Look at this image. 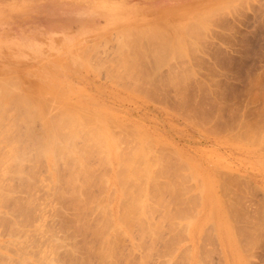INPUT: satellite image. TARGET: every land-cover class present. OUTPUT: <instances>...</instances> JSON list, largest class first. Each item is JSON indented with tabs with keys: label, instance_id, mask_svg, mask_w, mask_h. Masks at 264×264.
I'll return each instance as SVG.
<instances>
[{
	"label": "rangeland",
	"instance_id": "1",
	"mask_svg": "<svg viewBox=\"0 0 264 264\" xmlns=\"http://www.w3.org/2000/svg\"><path fill=\"white\" fill-rule=\"evenodd\" d=\"M206 5H208V7H205ZM193 16L194 18H192V21L190 17ZM212 16H214V18H212ZM199 17H201V21ZM207 21L210 22V25ZM204 25L207 26V28L204 27ZM151 30H154V32ZM167 40L168 43L166 42ZM177 41L180 42L181 45L177 43ZM179 47H185V50ZM181 50L183 52H181ZM165 55L168 56V58L165 57ZM7 79L9 81H5ZM0 83V86H5V88L0 87V93L6 92L5 97L11 98V100L10 98L6 99L0 94V133H2L0 134L2 136H0V170L3 164H8H5L2 169L3 172L7 167L5 172L6 174L8 173L7 176L3 172L4 175L2 174L1 177L0 173V181L3 186V188L2 186L0 187V211L8 212L11 210L7 214L5 212L6 215H4L2 211L0 212V214L2 213V215H0V226H2L0 228V232L2 231L0 233V242H2L0 243V247H3V249L0 248V254H4L2 259L0 258V260H3V262L0 261L1 264L4 263L5 258H7L5 263L7 262L9 264L11 261L9 258L11 257L15 260H12L13 263L12 261L10 263L18 264L21 262L22 256L24 257L26 254L27 256L23 259L25 260L28 257V261L27 259L25 261L23 260L25 264H31L34 260L32 264H36L39 263L40 259L35 256L41 257V253L43 256L44 252H46L44 257L49 261L47 260L45 263L43 260H40V262H43L40 264H50V261L52 264H58V262L79 264L82 261L81 264H83V260L86 262L84 264H98V262L102 260V264H110V260L112 261L111 263L114 262L116 264H126V262H128V264H264V138H262L264 137V97H262L264 96V0H0ZM15 88H18L17 92H15ZM26 97L29 98L31 103ZM49 97L52 100L49 99ZM34 99L36 101H34ZM47 100H51L52 102L48 103ZM35 102H37V104ZM30 104L32 106L34 104V107H40L39 110L45 107L48 113V110H50L49 115L48 113L46 114L49 118L44 120V123L47 124L46 126H48V123L49 125L51 124L50 130H46L49 126L45 127V124L42 122L43 119L38 118L37 115L33 116V111H36V107L31 108ZM51 107L54 110L50 109ZM64 107H66V110ZM39 110L37 109L38 112ZM10 112L11 116H9ZM8 113L9 115H7ZM92 113L97 114L95 115L96 118ZM30 114L34 117L33 119L32 116L30 117ZM40 114L41 112L39 116ZM42 114L43 117H46L44 113ZM69 114L75 117L71 116L70 118ZM91 114L94 117H92ZM25 115L29 117L27 118ZM72 117L74 118L73 120ZM87 117L92 120V123L95 118L96 120L94 119V121L99 122L98 124L101 122V124H97L99 127H95V123L90 125L91 122H89ZM101 118L104 119L103 122ZM82 119L84 121H82ZM108 119L112 121L106 124V120ZM77 120L80 121L77 122ZM25 121H28L29 124L33 122V124H35L33 129L38 131L41 130L40 133H42L47 140L44 139L38 131L34 134L35 131L31 129L33 124H30L31 127L29 126V130V128H27L29 124L27 122L26 125ZM73 123L76 125L74 126ZM79 123L83 125L89 124L90 127H95L96 129L94 130L91 127L92 134L97 131V128L108 131L110 135L113 132L111 136L114 135L117 138L119 137V140L116 138V140L120 142L119 145L117 141V146L118 148L120 147L123 154L129 153L135 147L137 148L138 145L145 146L148 154H150L152 150L153 152H151V154L153 153L155 158H160H157L159 159L157 162L161 164L157 162L156 164L153 163V165H155H150L153 167L151 169L153 171L155 170V172H159L161 168L164 169L161 170L162 173L160 171L158 178L156 177V181L154 182H160L156 183L158 186H154L153 183L146 184L147 195L153 193L151 194L153 198L156 195L155 199L146 195V198H148V200L146 199L147 203L150 204H148L149 208L152 205L151 203H153L151 206L152 211L150 210L152 213L149 211V208L145 213L144 211L140 213V216L135 213L129 223V226H131L129 227V229L131 228L130 231L126 230V232H122L127 238L123 237L120 232L116 234L122 237L117 236L121 239L118 241L117 239L119 238L114 234L115 236H111L114 241L110 239L111 246L109 245V249L107 248L109 243L102 244L101 240L95 238L96 236L92 235L93 233L91 234V230L89 231L88 228L91 229L95 222L101 220L100 214V217H98L99 212L97 213L98 207L94 203L101 202L102 198L115 193L113 192L114 185L111 183L108 184V182L106 184V180L111 179L112 171L116 169L115 162L113 164L106 163L104 159L101 158L102 156H100L103 154H99L92 143L89 145L90 140L88 139V143L86 138L85 140L90 146L88 147L87 145L86 148H90V151L86 154L85 158H83L84 161L82 160V162L85 166L89 163V165L87 164L90 170L88 175H91L93 181L91 182L92 185L89 184L91 186L88 185V188L85 189L87 192L85 193V190L83 191L82 188L81 193L83 191L82 194H86V196L91 194L90 196L95 198L93 199L95 201L92 200L95 206H93L92 203L87 204L86 198L88 196L85 197L84 195L85 198L83 201L78 200L76 201L77 203L72 201L71 204L70 187L64 185L63 182L69 170L64 169L66 167L62 166L64 162L67 161L66 157L55 150L56 152L54 151L52 153L53 161L52 159L50 161L45 159L44 162L43 158H46V156L41 153V149L45 147L51 139H55L54 142L56 143L60 138L58 135L60 133L62 134V132L63 134L69 132L67 129H70L72 126L76 128L78 126L82 127L77 128V131L80 129L77 132L80 136L86 135L87 132L88 134L91 133V131H87L86 127H84L85 125L83 126ZM70 124H72V126H70ZM77 124L79 125L77 126ZM105 125L109 126L105 128ZM74 127L71 129H75ZM88 129L91 130L90 128ZM42 131H44L45 135ZM47 131L52 134H49ZM80 131L84 133H80ZM52 136L55 138H52ZM256 136L259 137L257 138ZM80 139L81 137H78L76 139L77 142L74 141L75 144L78 145V148H82L81 145L83 146L85 142ZM128 139H130V142ZM73 140H75V138ZM142 140L144 141L143 144ZM10 145L13 149H11V147L8 148ZM14 147L16 148L14 149ZM126 147L127 150L125 149ZM6 149L8 151L11 149V152L13 150L12 153L14 155L11 152H6ZM160 150L163 151L160 152ZM100 153L103 152L100 151ZM5 155L7 157L9 156V158H7V161L9 160L8 162H5ZM15 157H17V159ZM60 157L63 161L62 163L59 162L61 160ZM149 157L151 160L154 158L153 155H149ZM162 157L164 160H162ZM3 158L5 161L2 160ZM161 160L162 162H160ZM51 161L53 163H51ZM162 163H164V165ZM165 164L168 167L165 166ZM87 166L86 169L88 170ZM100 167L102 169H100ZM58 168L60 170H58ZM192 171L197 172L204 178V180L200 178L199 180L203 185H207L209 201L202 199V194L198 193V188H201L202 185H200L201 182L197 178L191 177L190 173H193ZM167 172L169 174H167ZM94 174L98 176L96 177ZM177 174H179V176ZM184 174L186 175L183 176ZM22 175L23 177H21ZM77 175L78 174H75V177ZM77 177L81 179L79 175ZM101 177H103V179L106 177L104 183L102 182L103 184L99 182V178ZM164 177L166 179H164ZM39 178L41 180H39ZM79 181L80 180L77 182L79 183ZM2 182L6 183L4 184ZM31 182H34V184H31ZM55 182L56 184H54ZM137 183L143 185L144 182L142 181L140 183L138 181L136 184ZM187 183L189 186H187ZM133 184H135V182ZM170 184H173L172 187L176 191L171 188ZM223 184L226 185V187ZM5 185L9 187L10 190H6L9 188ZM14 185L16 186L14 187ZM93 185L94 189H90L93 188ZM159 185H161L160 188ZM219 185H221V188ZM52 187H54V190ZM157 187L159 191L156 190ZM154 188H156V191ZM57 189L62 191V197L56 196L57 194L55 191H57ZM159 192H161V194ZM170 192L174 193L170 194ZM154 193L156 194L154 195ZM175 193L178 195H175ZM8 194L9 196L10 194L13 196L6 198ZM45 194L47 196H45ZM95 194L96 196L98 194L97 198L99 199L100 197L99 200L96 198ZM181 194H183L184 198ZM177 196H179V199ZM2 197L3 199L1 201ZM186 197L188 201H186ZM36 198L39 199V201ZM54 198H56L57 203ZM65 198H67L66 200L68 202H64L63 199ZM28 200L32 201V203L29 204L30 201L26 202ZM9 201L10 203H8ZM80 201L79 209V206L76 204ZM148 201H151V203ZM83 202H85V206ZM182 202L186 204L183 205ZM90 204L92 205L90 207L93 208L88 206ZM175 204H177V207ZM225 204L229 206H225ZM9 205H14L15 207L11 206L12 209L9 207L8 210ZM70 205L76 207L74 208ZM2 206L4 208L6 206L7 210L5 209L4 211V208H1ZM195 206H197V208ZM60 207H63V209ZM65 207H68V210ZM70 207L73 208V210ZM85 207L86 211L90 208V213L87 212V214H85ZM56 208L60 211L58 212ZM91 209H93V211ZM115 209H113V211ZM118 209L119 208H117V213ZM162 209H165V211ZM175 209L177 213H175ZM80 211H82L83 214ZM9 213H12V216L9 215ZM15 213H17L19 219H17ZM26 213L28 214L25 215ZM58 213L61 214L59 215ZM75 213L77 214L76 216ZM79 214H81V219H79ZM92 214H95L96 217L93 218ZM62 215L66 218H63ZM141 215L143 217H141ZM69 216L72 220L70 221V218H68L70 223L67 220L65 222L63 219H67ZM73 216L79 221L77 219L74 221ZM28 217L29 219L26 220ZM85 217H89V221L86 220L87 218ZM230 217L234 218L232 219ZM90 218L92 221H90ZM191 218L194 220L192 223L199 227L193 233L192 238H188L184 229L187 223L192 221ZM209 219L211 220L209 221ZM76 220L80 223H77ZM85 220L86 222L88 221V223L85 222L81 224V222ZM12 221L16 223L14 224ZM23 221L26 222V225H23ZM139 221L140 226H138ZM144 221L146 224H143ZM154 221L160 223L159 226L156 224L155 227ZM19 222L21 224H19ZM169 222L170 224H168ZM219 222L221 226H219ZM64 224H66V226H71L68 228V226L66 227ZM83 224L90 227H84L83 230L81 227ZM131 224H136L137 226L135 225L136 227L134 228V225ZM172 224L175 225V227L179 226V230L174 228ZM182 224L183 226H180ZM21 225L22 229H17ZM72 225H75L73 228H78L77 230L79 231L75 230V228L72 231ZM4 226H6L7 229H5ZM10 226L13 232L10 231ZM13 226L16 227L13 228ZM39 226L40 229L42 226L43 230L41 229V231H39ZM161 226H163V228ZM213 226L215 227L213 228ZM62 227L64 230L60 229ZM220 227H223L225 232L221 233ZM258 227L262 229L260 230ZM24 228L26 231L29 229L31 231L29 230L27 233ZM36 228L38 229L37 231H35ZM67 228L70 231H68ZM142 228H151L153 231L156 230L154 233L151 230H142ZM171 228L175 230L172 231ZM8 229L9 231L7 232ZM45 229L47 232L52 231L53 233H50L53 235L50 233L47 234ZM65 229H67V231ZM86 229L89 233H87L88 231ZM132 229H135V231H132ZM42 231L45 232V237ZM79 232L82 233L79 234ZM169 232H173L176 235L174 236V234H170ZM25 233H27V235ZM35 233L38 234L34 235ZM75 233L77 234L75 235ZM129 233H132V237L136 239L134 240ZM153 233L156 236V233H158V239L156 237L157 241ZM237 233L238 236L235 235ZM16 234H19L17 235L18 237L15 236ZM23 234H25V239L22 236ZM12 235L13 237L11 238ZM37 235H41V239L42 237L44 239L40 240V237L38 236L37 238ZM142 235L143 237L145 235V237L141 239ZM147 235H149V237H147ZM151 235L152 244L149 239ZM68 236L70 237L69 239ZM181 236H183L182 239L180 238ZM15 238H17V240ZM123 238L124 240H122ZM13 239L17 241V243L15 242L17 246L14 243L16 247L11 245L13 244ZM29 239L32 240L33 246L30 242L26 249L25 246ZM22 240H24L25 243ZM53 240L55 241L53 242ZM18 241H22L24 247L21 246V242ZM60 241L62 242L61 244L59 243ZM138 241L141 244H139ZM38 242H40V244ZM92 242L97 243L94 246ZM67 243L70 244L74 251L78 248V251H76L77 254L70 250L71 248L69 245L66 247ZM117 243L119 246L116 245ZM5 244L10 246H5ZM41 244L43 246L45 245L44 247L47 246V248L51 246L50 250L53 252L50 253L48 251L49 248H44L47 251L42 250L43 246H41ZM54 244L56 247H52ZM36 245H38L37 247L40 246L38 248L39 252L36 251L37 249L32 252L31 250L37 248ZM152 245L155 246L153 247ZM12 246L14 249L11 248ZM100 246L103 248L106 247V255L108 254V257H106V255V258L104 257L106 263L105 260L101 258V260H96L99 258H96V256H98L96 254L102 248ZM4 247L8 248V250ZM65 247L69 249L66 250ZM88 247L90 249L94 248V251L91 249L92 252ZM113 247L118 251L115 252V250H113L116 255L113 254L114 259L112 255L114 252L111 251ZM9 248H11V251ZM147 248L148 250H146ZM59 249L64 250L59 251ZM22 250L24 252L25 250L28 251L24 253ZM29 250L32 254L31 256L28 255ZM14 251L15 253L22 252L23 255L21 256L22 253L15 254ZM187 251L193 255L190 263L187 257L190 253L188 254ZM39 253L40 255H38ZM88 253H94V255H89V259V256H87ZM148 253L150 256L147 255ZM47 254L49 257L51 256L56 259L58 257V259L54 260L53 258L52 262V258L50 257L49 259ZM53 254L54 256H52ZM80 254L83 260H81ZM16 255L21 258L19 257L18 259ZM117 255H120L122 258L120 256L118 258ZM198 256L201 258L199 259ZM70 257H74L72 258L73 262ZM123 258H125L126 261L125 259L123 260ZM86 259L91 260V262H88ZM118 261L120 263H117ZM24 262L20 264H24ZM100 262L99 264H101Z\"/></svg>",
	"mask_w": 264,
	"mask_h": 264
},
{
	"label": "bare ground",
	"instance_id": "2",
	"mask_svg": "<svg viewBox=\"0 0 264 264\" xmlns=\"http://www.w3.org/2000/svg\"><path fill=\"white\" fill-rule=\"evenodd\" d=\"M230 6V5H229ZM205 7H208V5H206ZM202 8V7H201ZM201 8H199V9H201ZM187 9V8H186ZM191 9V8H190ZM198 9V8H197ZM189 10V9H188ZM188 10H186V11H188ZM192 10V9H191ZM191 10H189V11H191ZM184 11V10H183ZM204 11V10H203ZM199 12V11H198ZM180 13V12H179ZM201 13V12H200ZM176 14H178V13H176ZM203 14V13H202ZM201 14V15H202ZM206 14V13H205ZM216 14V13H215ZM200 15V14H199ZM209 16V15H208ZM178 17V16H177ZM192 18H194V16L193 17H190V19L192 20ZM207 18V17H206ZM212 18H214V16H212ZM199 19H200V21H201V17H199ZM198 20V19H197ZM193 21V20H192ZM199 21V22H200ZM205 21V20H204ZM195 22H196V20H195ZM208 22V21H207ZM197 23V22H196ZM202 23V22H201ZM204 23H206V22H204ZM209 23V25H210V22H208ZM193 24V23H192ZM200 24V23H199ZM195 25V24H194ZM154 27H156V26H154ZM189 27V26H188ZM203 27V26H202ZM204 27H206L207 28V26H205L204 25ZM196 28V27H195ZM197 28H198V26H197ZM200 28V27H199ZM155 29V28H154ZM191 29H193V28H191ZM198 30V29H197ZM151 31H153L154 32V30H151ZM195 31V30H194ZM200 31H201V29H200ZM188 32V31H187ZM190 32V31H189ZM205 32V31H204ZM205 34V33H204ZM143 35V34H142ZM187 37V36H186ZM192 37V36H191ZM203 37V36H202ZM185 38V37H184ZM189 38V37H188ZM122 39V38H121ZM165 40V39H164ZM198 40V39H197ZM147 41V40H146ZM167 43H168V40L166 41ZM169 42H170V39H169ZM194 42H195V39H194ZM177 43H180V42H178L177 41ZM187 43V42H186ZM192 43H193V41H192ZM205 43V42H204ZM164 44V43H163ZM194 44V43H193ZM128 45V44H127ZM158 45V44H157ZM180 45H181V43H180ZM168 46V45H167ZM178 46V45H177ZM187 46V45H186ZM195 46V45H194ZM197 46V45H196ZM191 47H192V45H191ZM169 48V47H168ZM167 48V49H168ZM174 48V47H173ZM180 49H183V50H185V47H183V48H181V47H179ZM196 48V47H195ZM142 49V48H141ZM179 49V50H180ZM178 50V49H177ZM192 50V49H191ZM186 51H187V48H186ZM126 52V51H125ZM181 52H183L182 50H181ZM168 53V52H167ZM179 53V52H178ZM192 53V52H191ZM156 54V53H155ZM169 54V53H168ZM123 55H125V54H123ZM175 55V54H174ZM181 55V54H180ZM144 57V56H143ZM165 57H167L168 58V56H166L165 55ZM129 58V57H128ZM194 58V57H193ZM127 59V58H126ZM137 59V58H136ZM173 59V58H172ZM181 59V58H180ZM144 60V59H143ZM167 60V59H166ZM165 62V61H164ZM133 63V62H132ZM132 66V65H131ZM136 68V67H135ZM128 74V73H127ZM183 74V73H182ZM38 76V75H37ZM175 76V75H174ZM191 76H193V75H191ZM7 78V77H6ZM150 78V77H149ZM2 79V78H1ZM4 79V78H3ZM148 80V79H147ZM176 80V79H175ZM5 81H9L8 79L7 80H5ZM2 82V81H1ZM177 82V81H176ZM175 82V83H176ZM3 83V82H2ZM139 84V83H138ZM178 84V83H177ZM183 84V83H182ZM258 84V83H257ZM0 85H1V83H0ZM8 86H10V85H8ZM179 86V85H178ZM198 86V85H197ZM0 87H2V86H0ZM13 87H14V85H13ZM36 87V86H35ZM2 88H5V86H3ZM2 88H1V91H2ZM20 88V87H19ZM162 88V87H161ZM254 88V87H253ZM16 89V91L15 92H17V89L18 88H15ZM8 90H10V89H8ZM21 90V89H20ZM32 90H33V88H32ZM177 90V89H176ZM7 91V90H6ZM3 92V91H2ZM11 92V91H10ZM19 92V91H18ZM262 92V91H261ZM13 93V92H12ZM258 93V92H257ZM1 94V93H0ZM3 94H5V95H3ZM24 94V93H23ZM2 96H4V98H6L5 96H6V92L4 93H2L1 94ZM25 95V94H24ZM37 95V94H36ZM261 95H262V93H261ZM264 95V94H263ZM2 96H1V99H2ZM9 96V95H8ZM12 97V96H11ZM20 97V96H19ZM33 97V96H32ZM34 97H35V94H34ZM37 97V96H36ZM262 97H264V96H262ZM10 98V97H9ZM9 98H6V99H9ZM48 98V97H47ZM46 98V99H47ZM259 98V97H258ZM260 98H261V96H260ZM5 99V100H6ZM21 99H23V98H21ZM25 99V98H24ZM26 99H28V101L30 102V100H29V98H27L26 97ZM45 99V100H46ZM49 99H51L50 97H49ZM181 99V98H180ZM3 100V99H2ZM10 100H11V98H10ZM9 100V101H10ZM18 100V99H17ZM45 100H43L44 102H46ZM52 100V99H51ZM51 100H47L48 101V103L49 102H52ZM34 101H36L35 99H34ZM53 101H55V100H53ZM2 102H4V101H2ZM11 102V101H10ZM59 102V101H58ZM31 103V102H30ZM36 104H37V102H35ZM3 104V103H2ZM12 104V103H11ZM41 104V103H40ZM45 104V103H44ZM57 104V103H56ZM183 104V103H182ZM31 105V104H30ZM52 105V104H51ZM62 105V104H61ZM65 105V104H64ZM37 106H40V105H37ZM45 106V105H44ZM46 106H47V104H46ZM57 106H59V105H57ZM1 107V106H0ZM3 107V106H2ZM31 108L32 107H34V104H33V106L31 105L30 106ZM36 107V106H35ZM34 107V108H35ZM42 107V106H41ZM54 107V106H53ZM67 107V106H66ZM66 107H64L65 108V110H66ZM78 107V106H77ZM45 107H42V109L41 110H39L40 109V107H36V111H33V116L34 115H37L38 116V118H40V119H43L42 120V122L44 123V120H47L49 117H48V115H49V113H50V110H48L49 111V113L47 112V110H46V108L44 109ZM73 108V107H72ZM37 109L39 110V112L37 111ZM49 109V108H48ZM50 109H52V107L50 108ZM58 109V108H57ZM60 109H62V108H60ZM80 109V108H79ZM78 109V110H79ZM26 110V109H25ZM32 110V109H31ZM33 110H35V109H33ZM43 110V111H42ZM52 110H54V109H52ZM52 110H51V112H52ZM63 110V109H62ZM64 110V111H65ZM55 111H56V109H55ZM74 111H76V110H74ZM3 112V111H2ZM13 112V111H12ZM41 112V114L42 113H44V116H46V117H43L41 114H40V116H39V113ZM67 112V111H66ZM27 113H29V112H27ZM38 113V114H37ZM48 113V115H46ZM53 113V112H52ZM81 113V112H80ZM80 113H79V115H80ZM91 113V112H90ZM12 114H14V113H12ZM32 114H30V117L32 116ZM94 116L95 115H97L96 113L94 114V113H92ZM91 114V115H92ZM2 115V114H1ZM7 115H9V113L7 114ZM61 115V114H60ZM70 115V114H69ZM68 115V116H69ZM90 115V114H89ZM92 115V117H94ZM9 116H11V112H10V115ZM26 116V115H25ZM32 116V119L34 118ZM36 116V117H37ZM65 116V115H64ZM71 116H74V115H70V118H71ZM99 116V115H98ZM98 116H97V119H98ZM27 117V116H26ZM29 117V116H28ZM27 117V118H28ZM59 117V116H58ZM57 117V118H58ZM62 117H63V115H62ZM75 117V116H74ZM99 117H102L101 115L99 116ZM14 118V117H13ZM68 118V117H67ZM95 118H96V116H95ZM94 118V119H95ZM9 119H10V117H9ZM23 119V118H22ZM40 119H39V121H40ZM62 119V118H61ZM60 119V120H61ZM65 119V118H64ZM74 118L72 117V120H73ZM77 119V118H76ZM87 119H89V117H87ZM87 119H85V120H87ZM94 119H93V123H95L94 125H95V127L97 126V124L99 123V122H95L94 121ZM102 119V118H101ZM6 120V119H5ZM28 120V119H27ZM63 120V119H62ZM71 120V121H72ZM91 119H89V122H91L92 123V120L90 121ZM96 120V119H95ZM99 120V119H98ZM65 121V120H64ZM71 121H70V123H71ZM80 121V120H79ZM78 120H77V122H79ZM82 121H84L83 119H82ZM88 121V120H87ZM102 122L104 121V119H102L101 120ZM107 121H109V122H107ZM111 121L112 120H106V124H108V123H111ZM212 121V120H211ZM26 122V123H25ZM24 123L27 125V122L28 121H25ZM47 122V121H46ZM49 122V121H48ZM56 122H57V120H56ZM62 122V121H61ZM61 122H58V123H61ZM5 123H6V121H5ZM69 123V122H68ZM74 123H75V121H74ZM73 123V124H74ZM85 123V122H84ZM87 123V122H86ZM90 123V125H93V123L91 124ZM114 123V122H113ZM4 124V123H3ZM8 124V123H7ZM28 124H29V122H28ZM31 124V123H30ZM30 124L29 125H27L28 127L27 128H29V126H30ZM32 124H33V122H32ZM31 124V125H32ZM45 124V127H48V128H46V130L47 129H49L50 127H51V124L49 125V123H48V126H46L47 124L46 123H44ZM79 124H81V123H79ZM79 124H77V126L79 125ZM100 124H101V122H100ZM100 124H98V125H100ZM22 125V124H21ZM35 124H33L32 125V128L31 129H33V126H34ZM76 124H74V126H75ZM81 125H83V124H81ZM85 125V124H84ZM83 125V126H84ZM86 125H88V126H86ZM84 127H86V129H87V131H91V133L90 134H88V132H87V134L85 135L84 134V136H80L77 132L80 130H78L77 131V128H82L81 126L79 127H74V126H72V124H70V126H72V127H74L75 129H71L72 127H70V129H67V130H69V132H67V133H64L63 134V132H62V134L60 133L58 136H60V138H59V141L57 140V142L55 143L54 142V140H50L49 142H48V144L45 146V147H43V145H42V149H41V153L43 154V155H45L46 156V158L44 157L43 159H44V162H45V159H47V160H51L52 158H53V152L56 150V151H58L62 156H64V157H66V160L67 161H65L64 162V165H62L63 167H66V168H64V169H69L67 172V176H66V178L64 179V185H67L68 187H70V191H71V193H70V197H71V204H72V201L73 202H76V201H78V200H82L83 201V199L85 198V197H87L86 196V194H82L83 193V191L86 189V188H88V185L89 184H91L92 185V178H91V175H88L89 174V166H87V164L89 165V163H85L86 164V166H87V168H88V170L86 169V166L84 165V163L82 162V160H83V158H85V156H86V154L90 151V148H88V147H90L89 145L92 143L93 145H94V148H95V150L97 151V152H99V154H103V155H100V156H102L101 158H103L104 159V161L106 162V163H111V164H113L114 162H115V164H116V169H114L113 171H112V176H111V179H105L106 177H107V175H106V177L103 179V177H101V178H99V182H103L104 183V181L106 180V184H107V182H108V184L109 183H111L112 185H114V191L113 190H111V191H113V192H115L114 194H111V195H108V196H106V197H104V198H102L101 200V202H98V203H94V204H96V206L98 207V209H97V213H98V217H100L101 216V220H99V221H97V222H95L94 223V225H93V227L91 228V229H89L88 227H90V226H85V224H83V226H81L82 228H83V230H84V227L86 228H88V230L90 231L91 230V234L92 235H95L96 237L95 238H98L99 240H101V243L103 244H106L107 242L109 243L108 244V249H109V247L111 246V240H113L112 238L113 237H111V236H113L114 234L116 235L117 233H120V234H122V232L124 233V232H126V230L127 231H130V229H129V227H131V226H129L130 224V221H131V219H132V217H133V215H135V213H137V215H139L140 216V213H142L143 211H144V213L146 212V211H148V208H149V203H147V200H148V198H146V195H147V191H146V184H149V183H153L154 184V186H156L157 184V182L156 183H154L155 181H156V177L158 178V176H159V174H160V171L163 169V168H161V167H159V168H161V170L158 172H155V170L153 171L151 168H153V167H151L150 165H152V166H154L155 164H156V162H157V160H159L160 158L159 157H157V158H159V159H157V158H155L154 157V154L152 153L151 154V152H153L152 150H151V152H150V154H148L147 153V149H145V146L143 147V146H139L138 145V147L136 148H134L132 151H130L129 153H122L121 152V150H120V147L118 148V146H117V141L119 140L117 137H115L114 135V137H115V141H114V137L113 136H111L112 134H113V132H112V134L110 135L109 133H108V131H103V130H101L100 128H97V131H95V133H94V131H93V133L94 134H92V129L94 130V129H96L95 127H92V129H91V127L89 126V124H86ZM103 125H104V123H103ZM111 125V124H110ZM60 126V125H59ZM106 126L107 125H105L104 127L106 128ZM109 126V125H108ZM107 126V127H108ZM113 126H114V124H113ZM31 127V126H30ZM42 127V126H41ZM97 127H99V126H97ZM88 128H90L91 130H89ZM104 128V129H105ZM110 128V127H109ZM109 128H107V129H109ZM58 129H59V127H58ZM86 129L84 128V130L86 131ZM114 129V128H113ZM29 130H30V128H29ZM34 131H32V132H34V134L35 133H37L36 131H38V130H35V129H33ZM50 130V129H49ZM66 130V129H65ZM65 130H63V131H65ZM66 130V131H67ZM82 130V129H81ZM83 131V130H82ZM82 131H80V133H84V132H82ZM111 131H112V128H111ZM257 131V130H256ZM260 131V130H259ZM41 132V130L40 131H38V133H40ZM43 132V134L45 135V133H44V131H42ZM47 132H49V131H47ZM5 133V132H4ZM125 133V132H124ZM254 133V132H253ZM0 134H2V133H0ZM41 134V136L42 137H44L43 135H42V133H40ZM49 134H52V133H50L49 132ZM259 134V133H258ZM121 135V134H120ZM1 136V135H0ZM48 136V135H47ZM50 136V135H49ZM56 136V135H55ZM116 136H118V135H116ZM122 136V135H121ZM144 136V135H143ZM2 137V136H1ZM0 137V138H1ZM78 137H81V139L80 140H82V141H85L86 142V138H87V141H88V143H89V140H90V143H89V145H88V143L86 142H84V144L82 143V141H81V143L83 144V146L81 145V147L82 148H78L77 146L78 145H76L75 144V142H77L76 141V139L78 138ZM138 137V136H137ZM252 137V136H251ZM251 137H248V138H251ZM257 137V136H256ZM259 137V136H258ZM257 137V138H258ZM261 137V136H260ZM39 138V137H38ZM51 138V137H50ZM49 138V139H50ZM52 138H55V137H53L52 136ZM75 138V140H73ZM116 138L118 139V140H116ZM242 138V137H241ZM262 138H264V137H262ZM44 139H46L45 137H44ZM89 139V140H88ZM126 139V138H125ZM138 139V138H137ZM148 139V138H147ZM147 139H144V140H147ZM252 139V138H251ZM42 140V139H41ZM47 140V139H46ZM130 139H128V141H129ZM148 140H150V139H148ZM247 140V139H246ZM249 140V139H248ZM256 140V139H255ZM27 141V140H26ZM43 141V140H42ZM41 141V142H42ZM75 141V142H74ZM143 141V140H142ZM254 141V140H253ZM130 142V141H129ZM245 142V141H244ZM14 143V142H13ZM38 143V142H37ZM44 143H45V140H44ZM120 142L118 141V144H119ZM133 143V142H132ZM144 143V141L142 142V144ZM146 143V142H145ZM150 143H152V142H150ZM247 143H249V142H247ZM253 143V142H252ZM255 143V142H254ZM11 145H14V144H12V143H10ZM16 144V143H15ZM149 144V143H148ZM153 144V143H152ZM256 144V143H255ZM262 144H263V142H262ZM261 144V145H262ZM11 145L8 147V148H10L11 147ZM32 145V144H31ZM88 145V147L86 148V146ZM120 145V144H119ZM130 145V144H129ZM146 145V144H145ZM258 145V144H257ZM8 146V145H7ZM131 146V145H130ZM151 146H153V145H151ZM252 146V145H251ZM39 147V146H38ZM148 147H150V146H148ZM253 147H254V145H253ZM16 147H14V149H15ZM91 148H92V146H91ZM131 148V147H130ZM152 148V147H151ZM257 148H258V146H257ZM264 148V147H263ZM11 149H13L12 147H11ZM11 149H9V151L7 150L6 152H11ZM126 150H127V147L125 148ZM29 150V149H28ZM55 151V152H56ZM100 151L101 152H103V153H100ZM149 151V150H148ZM161 151H163V150H160V152ZM12 152H13V150H12ZM11 152V153H12ZM34 152V151H33ZM92 152V151H91ZM165 152V151H164ZM93 153V152H92ZM8 154V153H7ZM6 154V155H7ZM13 154V153H12ZM39 154H40V152H39ZM39 154H38V156H39ZM91 154V153H90ZM158 154V153H157ZM5 155V156H6ZM14 155V154H13ZM16 155V154H15ZM95 155V154H94ZM97 155V154H96ZM149 155L150 156H152L153 155V159L151 160V159H149L150 157H149ZM156 155V154H155ZM159 155H161V154H159ZM158 155V156H159ZM166 155V154H165ZM91 156V155H90ZM89 156V157H90ZM100 156H98V157H100ZM163 156H164V154H163ZM172 156V155H171ZM4 157V156H3ZM40 157V156H39ZM97 157V156H96ZM166 157H168V156H166ZM5 158V157H4ZM4 158L2 159V160H4ZM7 158H9V156L7 157L6 156V161L5 162H8L7 161ZM16 159H17V157H15ZM88 158V157H87ZM95 158V157H94ZM177 158V157H176ZM60 159H61V157H60ZM91 159V158H90ZM89 159V160H90ZM99 159V158H98ZM181 159V158H180ZM1 160V159H0ZM18 160H20V159H18ZM17 160V161H18ZM162 160H164L163 159V157H162ZM162 160L160 161V162H162ZM174 160H176V159H174ZM182 160V159H181ZM11 161V160H10ZM21 161V160H20ZM19 161V162H20ZM52 161H53V159H52ZM51 161V163H53ZM84 161V160H83ZM86 161V160H85ZM98 161V160H97ZM180 161V160H179ZM4 162V163H5ZM12 162V161H11ZM59 162H63L62 161V159L59 161ZM168 162H169V160H168ZM176 162V161H175ZM2 163V162H1ZM20 163H22V162H20ZM100 163V162H99ZM98 163V164H99ZM152 163V164H151ZM153 163H155L154 165H153ZM158 164H161V163H159V162H157ZM167 163V162H166ZM170 163V162H169ZM5 164H7V163H5ZM5 164H3L2 166L4 167L5 166ZM48 164H49V162H48ZM91 164V163H90ZM105 164V163H104ZM163 165H164V163H162ZM175 164V163H174ZM177 164H180V163H177ZM8 165V164H7ZM17 165V164H16ZM21 165V164H20ZM50 165V164H49ZM54 165V164H53ZM52 165V166H53ZM100 165V164H99ZM163 165H160V166H163ZM170 165V164H169ZM181 165H182V162H181ZM10 166V165H9ZM91 166V165H90ZM101 166V165H100ZM110 166V165H109ZM108 166V167H109ZM165 166H167L166 164H165ZM164 166V167H165ZM3 167L1 168V170H0V173H1V177H2V174L4 175V173L6 172V170H7V167H6V170L5 171H3L2 172V169H3ZM37 167V166H36ZM59 167H60V165H59ZM62 167V168H63ZM103 167V166H102ZM157 167V166H156ZM168 167V166H167ZM174 167V166H173ZM177 167H179V166H177ZM184 167V166H183ZM48 168H49V166H48ZM47 168V169H48ZM104 168V167H103ZM166 168V167H165ZM189 168V167H188ZM15 169V168H14ZM55 169V168H54ZM98 169V168H97ZM100 169H102L101 167H100ZM106 169V168H105ZM111 169V168H110ZM157 169V168H156ZM168 169V168H167ZM170 169V168H169ZM183 169V168H182ZM51 170V169H50ZM58 170H60L59 168H58ZM87 170V171H86ZM94 170V169H93ZM164 170V169H163ZM180 170H181V168H180ZM185 170H186V168H185ZM185 170H183V171H185ZM49 171V170H48ZM64 171H66V170H64ZM96 171V170H95ZM107 171V170H106ZM172 171V170H171ZM175 171V170H174ZM179 171V170H178ZM10 172V171H9ZM23 172V171H22ZM27 172V171H26ZM34 172V171H33ZM51 172H52V170H51ZM50 172V173H51ZM61 172V171H60ZM94 172V171H93ZM111 172V171H110ZM181 172V171H180ZM180 172H179V174H180ZM193 172V171H192ZM17 173V172H16ZM16 173H14V174H16ZM54 173V172H53ZM66 173V172H65ZM81 175H80V174ZM161 173H162V171H161ZM169 173L171 174V172L169 171ZM168 172H167V174H169ZM176 173V172H175ZM8 174V173H7ZM7 174L5 173V175L7 176ZM55 174V173H54ZM60 174V173H59ZM75 174H78L79 175V177H81V179H78V175L75 177ZM90 174H92V173H90ZM106 174V173H105ZM179 174H177L178 176H179ZM182 174V173H181ZM187 174V173H186ZM186 174H184L183 176H185ZM10 175V174H9ZM19 175H21V174H19ZM34 175V174H33ZM39 175V174H38ZM65 175V174H64ZM96 177L98 176L97 174H94ZM93 175V176H94ZM103 175V174H102ZM161 175H163V174H161ZM190 175H191V177L193 176V178H197L198 180H199V178L201 179V180H204V178L203 177H201L200 176V174H198L197 172H193V173H190ZM13 176H16V175H13ZM25 176V175H24ZM165 176H166V174H165ZM177 176V177H178ZM9 177V176H8ZM7 177V178H8ZM21 177H23V175L21 176ZM28 177V176H27ZM53 177H55V176H53ZM162 177V176H161ZM167 177H168V175H167ZM172 177H175V176H172ZM171 177V178H172ZM181 177V176H180ZM190 177V176H189ZM3 178H5V177H3ZM171 178H169V179H171ZM187 178V177H186ZM13 179V178H12ZM28 179V178H27ZM30 179V178H29ZM55 179V178H54ZM159 179H160V177H159ZM164 179H166L165 177H164ZM192 179V178H191ZM190 179V180H191ZM197 179H195V180H197ZM16 180V179H15ZM24 180V179H23ZM22 180V181H23ZM34 180V179H33ZM33 180H30V181H33ZM39 180H41L40 178H39ZM51 180H52V178H51ZM62 180V179H61ZM78 180H80L79 181V183L77 182ZM96 180V179H95ZM168 180V179H167ZM174 180V179H173ZM6 181V180H5ZM8 181V180H7ZM19 181V180H18ZM54 181V180H53ZM52 181V182H53ZM144 182L143 183V185H140L139 183H137L136 184V182ZM170 181V180H169ZM172 181V180H171ZM178 181H180V180H178ZM193 181H194V179H193ZM200 181V180H199ZM220 181H222V180H220ZM234 181V180H233ZM9 182V181H8ZM12 182V181H11ZM24 182H25V180H24ZM43 182V181H42ZM135 182V184H133ZM168 182V181H167ZM181 182V181H180ZM183 182H185V181H183ZM201 182V181H200ZM2 183H6V182H2ZM34 184V182H31V184ZM44 183H46V182H44ZM97 183V182H96ZM102 183V184H103ZM158 183H160V182H158ZM161 183H162V181H161ZM169 183V182H168ZM178 183V182H177ZM190 183V182H189ZM223 183V182H222ZM0 184H1V181H0ZM22 184V183H21ZM25 184V183H24ZM38 184V183H37ZM48 184V183H47ZM53 184V183H52ZM54 184H56V182L54 183ZM94 184V183H93ZM101 184V185H102ZM165 184H166V181H165ZM183 184V183H182ZM188 184V183H187ZM191 184V183H190ZM198 184V183H197ZM227 184V183H226ZM8 185V184H7ZM11 185V184H10ZM40 185V184H39ZM49 185V184H48ZM61 185V184H60ZM91 185H89V186H91ZM95 185H97V184H95ZM99 185H100V183H99ZM176 185H178V184H176ZM200 185H202V187L201 188H198V193L199 194H202V199H204V200H207V201H209V191H208V188H207V185L205 186V185H203L202 184V182L200 183ZM224 185V184H223ZM222 185V186H223ZM2 186V184L0 185V187ZM6 186V185H5ZM16 185H14V187H15ZM18 186V185H17ZM25 186H26V184H25ZM29 186V185H28ZM27 186V187H28ZM33 186H36V185H33ZM45 186V185H44ZM50 186V185H49ZM53 186V185H52ZM109 186V185H108ZM158 186V185H157ZM160 186L161 185H159V188H160ZM163 186H164V184H163ZM170 186H171V188L172 189H174L172 186H173V184L171 185L170 184ZM187 186H189V184L187 185ZM221 185H219V187H220ZM225 187H226V185H224ZM223 186V187H224ZM7 187V186H6ZM12 187V186H11ZM32 187V186H31ZM41 187V186H40ZM45 187H47V186H45ZM112 187V186H111ZM168 187H169V185H168ZM179 187V186H178ZM199 187V186H198ZM224 187V188H225ZM228 187V186H227ZM2 188H3V186H2ZM7 188H9V187H7ZM36 188V187H35ZM34 188V189H35ZM38 188V187H37ZM42 188V187H41ZM53 188V190H54V187H52ZM61 188V187H60ZM83 188V191H82V193H81V189ZM106 188V187H105ZM153 188V187H152ZM182 188V187H181ZM194 188V187H193ZM221 188V187H220ZM5 189V188H4ZM16 189V188H15ZM67 189V188H66ZM90 189H94V185H93V188H90ZM97 189H99V188H97ZM96 189V190H97ZM100 189H101V186H100ZM104 189V188H103ZM156 188H154V190H155ZM163 189V188H162ZM166 189V188H165ZM168 189V188H167ZM171 189V190H172ZM183 189H184V187H183ZM191 189V188H190ZM197 189V188H196ZM199 189H201V190H199ZM6 190H10V188L9 189H6ZM13 190V189H12ZM19 190V189H18ZM46 190V189H45ZM106 190V189H105ZM105 190H104V192H105ZM149 190V189H148ZM156 190H158V187H157V189ZM155 190V191H156ZM164 190V189H163ZM170 190V189H169ZM175 190V189H174ZM174 190H172V191H174ZM178 190V189H177ZM182 190V189H181ZM186 190V189H185ZM189 190V189H188ZM222 190H223V188H222ZM226 190V189H225ZM2 191H4V190H2ZM1 191V192H2ZM33 191V190H32ZM41 191V190H40ZM40 191H38V192H40ZM44 191V190H43ZM47 191V190H46ZM69 191V190H68ZM154 191V192H155ZM159 191V190H158ZM176 191V190H175ZM179 191H180V189H179ZM187 191V190H186ZM221 191V190H220ZM9 192V191H8ZM53 192V191H52ZM87 191L85 190V193H86ZM89 192V191H88ZM96 192V191H95ZM103 192V191H102ZM108 192V191H107ZM164 192V191H163ZM178 192V191H177ZM185 192V191H184ZM201 192V193H200ZM2 193H4V192H2ZM1 193V194H2ZM7 193V192H6ZM18 193V192H17ZM21 193V192H20ZM49 193V192H48ZM55 193L57 194L56 196H59V197H62L63 195H62V191L61 190H59V189H57V191H55ZM69 193V192H68ZM92 193V192H91ZM97 193V192H96ZM106 193V192H105ZM157 193V192H156ZM156 193H154V195L156 194ZM160 194H161V192H159ZM165 193V192H164ZM163 193V194H164ZM174 193V192H173ZM173 193H171L170 192V194H173ZM190 193V192H189ZM14 194V193H13ZM19 194V193H18ZM54 194V193H53ZM52 194V195H53ZM67 194V193H66ZM104 194V193H103ZM107 194V193H106ZM109 194V193H108ZM151 194H153V193H151ZM151 194L149 195L150 197H152L151 196ZM159 194V195H160ZM169 194V193H168ZM226 194V193H225ZM6 195V194H5ZM21 195V194H20ZM39 195V194H38ZM68 195V194H67ZM85 197H84V196ZM91 195V194H90ZM89 195V196H90ZM147 195V196H148ZM175 195H178V194H176L175 193ZM182 195V197H183V194H181ZM180 195V196H181ZM185 195V194H184ZM192 195H193V193H192ZM222 195V194H221ZM223 195H224V193H223ZM2 196V195H1ZM4 196V195H3ZM13 196V195H12ZM11 196V194H10V196H9V194H8V196L6 197V198H10V197H12ZM24 196V195H23ZM45 196H47L46 194H45ZM49 196V195H48ZM54 197H56L55 195H53ZM52 196V197H53ZM66 196V195H65ZM64 196V197H65ZM87 197L86 198V200H87V204L88 203H92V205H93V202H92V200L93 199H95V198H93V197ZM94 196V195H93ZM95 196H96V194H95ZM94 196V197H95ZM97 196H98V194H97ZM97 196H96V198H97ZM101 196V195H100ZM164 196V195H163ZM35 197V196H34ZM37 197V196H36ZM69 197V196H68ZM69 197V198H70ZM102 197H103V195H102ZM179 196H177V198H178ZM200 197H201V195H200ZM223 197V196H222ZM45 198V197H44ZM47 198V197H46ZM120 198H121V200H120ZM153 198V197H152ZM156 198V195L154 196V198L153 199H155ZM158 198V197H157ZM170 198V197H169ZM172 198V197H171ZM174 198V197H173ZM184 198V197H183ZM182 198V199H183ZM197 198H199V197H197ZM225 198V197H224ZM2 199H3V197L1 198V201H2ZM5 199V198H4ZM20 199V198H19ZM18 199V200H19ZM21 199H22V196H21ZM33 199V198H32ZM37 199V198H36ZM48 199V198H47ZM55 200H56V198H54ZM57 199H59V198H57ZM67 198H65V199H63L64 200V202L66 201V202H68L67 200H66ZM98 199V198H97ZM99 199H100V197H99ZM98 199V200H99ZM147 199V200H146ZM149 199H151V198H149ZM176 199V198H175ZM179 199V198H178ZM186 199H187V197H186ZM185 199V200H186ZM14 200V199H13ZM16 200H17V198H16ZM15 200V201H16ZM38 201H39V199H37ZM42 200V199H41ZM46 200V199H45ZM50 200V199H49ZM61 200V199H60ZM62 200V201H63ZM86 200H84V201H86ZM158 200V199H157ZM164 200V199H163ZM181 200V199H180ZM185 200H184V202H185ZM190 200H192V199H190ZM201 200V199H200ZM199 200V201H200ZM14 201V202H15ZM21 201V200H20ZM24 201V200H23ZM30 200H28V201H26V202H29ZM53 201V200H52ZM61 201V202H62ZM90 201V202H89ZM93 201H95V200H93ZM186 201H188V199L186 200ZM228 201V200H227ZM12 202V201H11ZM61 202H60V204H61ZM103 202V203H102ZM148 202H150L151 203V201H148ZM154 202H155V200H154ZM158 202V201H157ZM162 202V201H161ZM176 202H177V200H176ZM176 202H174V203H176ZM184 202H182L183 203V205H185L184 204ZM230 202V201H229ZM228 202V203H229ZM3 203V202H2ZM8 203H10V201L8 202ZM13 203V202H12ZM11 203V204H12ZM17 203H18V201H17ZM32 203V201H30V203L29 204H31ZM36 203V202H35ZM42 203V202H41ZM56 203H57V200H56ZM63 203V202H62ZM77 203V202H76ZM76 203H74V204H76ZM81 203V201L78 203V204H76V205H78L79 206V204ZM85 202H83V204H84ZM111 203H113V204H111ZM178 203H180V202H178ZM181 203V204H182ZM200 203V202H199ZM202 203V202H201ZM225 203V202H224ZM1 204V203H0ZM6 204V203H5ZM14 204V203H13ZM27 204V203H26ZM29 204H27V205H29ZM34 204V203H33ZM64 204V203H63ZM149 204V205H148ZM152 205H153V203H151ZM162 204V203H161ZM161 204H159V205H161ZM164 204V203H163ZM181 204H180V206H181ZM191 204H192V202H191ZM226 204H227V202H226ZM225 204V206H229V205H226ZM232 204V203H231ZM25 205V204H24ZM26 205V206H27ZM58 205H59V203H58ZM68 205H69V203H68ZM91 204L90 205H88L89 207L90 206H92ZM119 205H120V207H119ZM151 205V206H152ZM154 205H155V203H154ZM177 204H175V206H176ZM182 205V206H183ZM11 206H13V207H15L14 205H11ZM10 205L8 206V210H9V207L12 209V207H11ZM18 206V205H17ZM25 206V207H26ZM30 206V205H29ZM35 206V205H34ZM38 206V205H37ZM61 206V205H60ZM63 206V205H62ZM66 206V205H65ZM70 206H72V205H70ZM81 206H82V204H81ZM84 206H85V204H84ZM83 206V207H84ZM93 206H95V205H93ZM151 206H150V208H149V211L151 210ZM166 206V205H165ZM169 206H171V205H169ZM194 206V205H193ZM198 206V205H197ZM197 206H195L196 208H197ZM19 207V206H18ZM28 207V206H27ZM32 207H33V205H32ZM39 207V206H38ZM55 207H57V206H55ZM69 207V206H68ZM67 207V208H68ZM72 207H76V206H72ZM88 207V208H89ZM114 207V208H113ZM157 207V206H156ZM163 207H164V205H163ZM177 207V206H176ZM191 207V206H190ZM230 207H231V205H230ZM1 208H4L3 206L1 207ZM20 208V207H19ZM23 208V207H22ZM61 209H63V207H60ZM66 208V207H65ZM66 208V209H67ZM71 208V207H70ZM69 208V209H70ZM90 208H93V207H90ZM89 208V209H90ZM96 208V207H95ZM116 208V209H115ZM117 208H119L118 209V213H117ZM159 208H160V206H159ZM166 208V207H165ZM169 208V207H168ZM171 208V207H170ZM228 208V207H227ZM233 208V207H232ZM5 209H6V206H5V208H4V211H5ZM29 209V208H28ZM54 209V208H53ZM57 210H58V212L60 211L58 208H56ZM72 210H73V208H71ZM79 209H80V206H79ZM89 209L86 211V207H85V209H84V211H86V213L85 214H87V212H89L90 213V211H89ZM113 209H115L114 211H113ZM158 209V208H157ZM178 209V208H177ZM193 209V208H192ZM7 210V209H6ZM25 210V209H24ZM27 210V209H26ZM43 210V209H42ZM65 210V209H64ZM68 210V209H67ZM66 210V211H67ZM78 210V209H77ZM81 210H83V209H81ZM92 211H93V209H91ZM163 211H165V209H162ZM180 210V209H179ZM184 210V209H183ZM191 210V209H190ZM229 210V209H228ZM2 211V210H1ZM0 211V212H1ZM9 211H11V210H9ZM8 211V212H9ZM13 211H14V208H13ZM18 211V210H17ZM37 211V210H36ZM40 211V210H39ZM56 211V210H55ZM54 211V212H55ZM152 211V210H151ZM150 211V212H151ZM156 211V210H155ZM168 211V210H167ZM172 211H174V210H172ZM185 211V210H184ZM193 211V210H192ZM6 212V211H5ZM5 212H3L2 211V213L4 214V215H6L8 212H6V214H5ZM15 212V211H14ZM13 212V213H14ZM26 212V211H25ZM31 212V211H30ZM33 212H34V210H33ZM41 212V211H40ZM63 212V211H62ZM68 212V211H67ZM75 212V211H74ZM80 212H82V211H80ZM95 212V211H94ZM159 212V211H158ZM209 212H211V211H209ZM2 213L0 214V215H2ZM18 213V212H17ZM17 213H15L16 214V217H17ZM38 213V212H37ZM42 213V212H41ZM56 213V212H55ZM65 213V212H64ZM76 213H78V212H76ZM75 213V216L77 215ZM97 213H96V215H97ZM139 213V214H138ZM143 213V214H144ZM152 213V212H151ZM151 213H150V215H151ZM155 213V212H154ZM164 213V212H163ZM169 213V212H168ZM175 213H177L176 212V209H175ZM181 213V212H180ZM182 213H184V212H182ZM189 213V212H188ZM241 213V212H240ZM12 213H9V215H11ZM20 214V213H19ZM28 213H26L25 215H27ZM40 214V213H39ZM45 214V213H44ZM44 214H43V216H44ZM57 214V213H56ZM59 214V213H58ZM61 214V213H60ZM59 214V215H60ZM67 214V213H66ZM82 214H83V212H82ZM99 214H100V216H99ZM117 214V215H116ZM148 214V213H147ZM173 214V213H172ZM172 214H170V215H172ZM195 214V213H194ZM211 214V213H210ZM235 214V213H234ZM34 215V214H33ZM32 215V216H33ZM65 215V214H64ZM80 215L81 214H79V217H80ZM93 215V214H92ZM96 215L94 214L93 215V218L94 217H96ZM115 215H116V217H115ZM146 215V214H145ZM169 215V214H168ZM229 215V214H228ZM12 216V215H11ZM28 216H30V215H28ZM63 216V215H62ZM75 216H73V218L75 217ZM149 216V215H148ZM191 216V215H190ZM232 216H234V215H232ZM4 217V216H3ZM8 217V216H7ZM60 217V216H59ZM65 216H63V218H64ZM78 217V218H79ZM141 217H143L142 215H141ZM141 217H139V218H141ZM191 217H193V216H191ZM212 217V216H211ZM236 217V216H235ZM11 218V217H10ZM13 218V217H12ZM26 218V217H25ZM66 218V217H65ZM68 218H70V216L69 217H67V219H63L65 222H66V220L68 221ZM82 217H80L79 219H81ZM85 218H87V217H85ZM89 218V217H88ZM86 219V220H88L89 221V219ZM151 218V217H150ZM178 218V217H177ZM184 218V217H183ZM182 218V219H183ZM195 218V217H194ZM193 218V219H194ZM230 218H232V217H230ZM234 218V217H233ZM232 218V219H233ZM17 219H19L18 217H17ZM22 219H23V217H22ZM21 219V220H22ZM29 219V217L26 219V220H28ZM75 219H77V218H74V221H75ZM138 219V218H137ZM142 219V218H141ZM140 219V220H141ZM163 219V218H162ZM168 219H169V217H168ZM167 219V220H168ZM208 219V218H207ZM206 219V220H207ZM3 220H5V219H3ZM11 220V219H10ZM61 220V219H60ZM72 219L70 218V221H71ZM78 220V219H77ZM77 220H76V222H77ZM84 220V219H83ZM86 220L85 221H82L81 222V224L82 223H85L86 222ZM95 220H98V219H95ZM143 220H144V218H143ZM142 220V221H143ZM147 220V219H146ZM153 220V219H152ZM151 220V221H152ZM155 220V219H154ZM170 220V219H169ZM178 220V219H177ZM184 220V219H183ZM191 220H192V218H191ZM211 219H209V221H210ZM7 221V220H6ZM15 221V220H14ZM20 221V220H19ZM34 221V220H33ZM55 221V220H54ZM79 221V220H78ZM88 221L86 222V223H88ZM90 221H92V219L90 218ZM148 221V220H147ZM146 221V222H147ZM163 221V220H162ZM194 220H192V221H190V223L188 222L187 223V225L185 226V232H186V235H188V238H192V235H193V233L198 229V227L199 226H196V225H194V223H192ZM236 221V220H235ZM9 222V221H8ZM13 222V221H12ZM32 222V221H31ZM64 222V223H65ZM69 222V221H68ZM94 222V221H93ZM133 222H135V221H133ZM153 222V221H152ZM161 222V221H160ZM212 222H213V220H212ZM1 223H4V222H1ZM14 223V222H13ZM16 223V222H15ZM14 223V224H15ZM25 223V224H24ZM28 223V222H27ZM33 223V222H32ZM35 223V222H34ZM61 223H63V222H61ZM70 223V222H69ZM73 223V222H72ZM77 223H80V222H77ZM90 223H92V222H90ZM154 223H155V227H156V224H158L157 226H159V224L160 223H156L155 221H154ZM164 223V222H163ZM174 223V222H173ZM176 223H180V222H176ZM7 224V223H6ZM19 224H21L20 222H19ZM74 224V223H73ZM136 224H138V223H136ZM135 224V225H136ZM143 224H146L145 223V221H144V223ZM168 224H170V222L168 223ZM219 224V226H221V223L219 222L218 223ZM5 225V224H4ZM23 225H26V222H24L23 221ZM30 225V224H29ZM32 225V224H31ZM37 225V224H36ZM60 225V224H59ZM65 226H66V224H64ZM63 225V226H64ZM90 225V224H89ZM131 225H134V224H131ZM134 225V228L137 226H135ZM173 225V224H172ZM214 225V224H213ZM62 226V225H61ZM68 226V225H67ZM66 226V227H67ZM69 226H71V225H69ZM68 226V228H70ZM73 226H75V225H72V231H73V229L75 228H73ZM138 226H140V221H139V225ZM143 226V225H142ZM141 226V227H142ZM145 226V225H144ZM147 226V225H146ZM151 226V225H150ZM149 226V227H150ZM152 226H153V224H152ZM169 226V225H168ZM171 226V225H170ZM174 226V228H176V229H178L179 228V226L178 227H175V225H173ZM180 226H183V224L182 225H180ZM207 226V225H206ZM248 226V225H247ZM254 226V225H253ZM2 226H0V228H1ZM5 227V229H7L6 228V226H4ZM14 227H16V226H13V228ZM30 227V226H29ZM33 227V226H32ZM31 227V228H32ZM38 227V226H37ZM45 227V226H44ZM43 227V228H44ZM60 227V226H59ZM162 228H163V226H161ZM161 227H159V228H161ZM215 226H213V228H214ZM19 228H21L22 229V225L20 226V227H18L17 229H19ZM26 228H27V226H26ZM67 228V229H68ZM82 228H80V229H82ZM132 228H133V226H132ZM153 228V227H152ZM166 228V227H165ZM174 228H171L172 229V231H174L175 229ZM236 228V227H235ZM259 228V227H258ZM16 229V228H15ZM35 229V228H34ZM39 229H40V226H39ZM41 229H42V226H41ZM41 229L39 230V231H41ZM49 229V228H48ZM47 229V230H48ZM60 229H63V227L62 228H60ZM67 229H65L66 231H67ZM78 228H75V230H77ZM129 229V230H128ZM139 229V228H138ZM260 230L262 229V228H259ZM3 230V229H2ZM24 230H25V228H24ZM30 230V229H29ZM29 230H27V231H29ZM38 229L36 228V230L35 231H37ZM43 230V229H42ZM50 230V229H49ZM54 230V229H53ZM64 230V229H63ZM75 230H74V232H75ZM87 230V229H86ZM87 230V231H88ZM137 230V229H136ZM140 230V229H139ZM142 230H146V231H148V230H151V228H142ZM156 230V229H155ZM154 230V231H155ZM158 230V229H157ZM169 230V229H168ZM179 230V229H178ZM181 230H182V228H181ZM236 230V229H235ZM259 230V231H260ZM9 231V229L7 230V232ZM10 231H12L11 230V226H10ZM15 231V230H14ZM19 231V230H18ZM23 231V230H22ZM26 231V230H25ZM26 231V232H27ZM31 231V230H30ZM33 231V230H32ZM34 231V232H35ZM65 231V232H66ZM68 231H70L69 229H68ZM77 231H79V230H77ZM76 231V232H77ZM81 231V230H80ZM89 231L87 232V233H89ZM132 231H135V229L133 230L132 229ZM131 231V232H132ZM151 231H153V230H151ZM153 231V232H154ZM170 231V230H169ZM205 231V230H204ZM239 231H241V230H239ZM254 231V230H253ZM252 231V232H253ZM2 232V231H1ZM0 232V233H1ZM13 232V231H12ZM43 232V231H42ZM42 232H41V234H42ZM45 232H47L46 231V229H45ZM45 232H43V234H45ZM50 232H52V231H50ZM49 231L47 232V234L48 233H50ZM64 232V231H63ZM73 232V233H74ZM83 232V231H82ZM82 232H79V234L80 233H82ZM139 232V231H138ZM150 232V231H149ZM157 232H160V231H157ZM176 232V231H175ZM201 232V231H200ZM209 232V231H208ZM218 232H219V230H218ZM220 232L222 233V232H225V230H224V228L223 227H220ZM242 232H243V230H242ZM255 232V231H254ZM15 233H17V232H15ZM20 233H21V231H20ZM28 233V232H27ZM27 233H25L26 235H27ZM31 233V232H30ZM29 233V234H30ZM39 233V232H38ZM38 233H35L34 235H36V234H38ZM53 233V232H52ZM52 233H50V234H52ZM58 233V232H57ZM128 233V232H127ZM133 233V232H132ZM132 233L130 234V236L132 237ZM136 233V232H135ZM151 233V232H150ZM155 233V232H154ZM154 233H153V235H154ZM170 233V232H169ZM168 233V234H169ZM182 233V232H181ZM184 233V232H183ZM203 233V232H202ZM205 233V232H204ZM258 233V232H257ZM257 233H255V234H257ZM8 234H10V233H8ZM8 234H7V236H8ZM12 234V233H11ZM14 234V233H13ZM25 234H23L22 236L24 237V235ZM28 234V235H29ZM49 234V235H50ZM67 234V233H66ZM77 233H75V235H76ZM90 234V235H91ZM145 234V233H144ZM149 234V233H148ZM157 234V236H158V233H156ZM160 234V233H159ZM161 234H163V233H161ZM170 234H174L173 232H171ZM17 235H19V234H16L15 236L16 237H18ZM21 235V234H20ZM33 235V236H34ZM53 235V234H52ZM56 235V234H55ZM69 235V234H68ZM85 235V234H84ZM83 235V236H84ZM114 235V236H115ZM123 235V234H122ZM134 235V234H133ZM139 235V234H138ZM138 235H136V236H138ZM176 234H174V236H175ZM180 235V234H179ZM183 235V234H182ZM185 235V236H186ZM235 235H237L238 236V233L237 234H235ZM242 235V234H241ZM14 236V237H15ZM38 236L39 235H37V238H38ZM41 236V235H40ZM39 236V237H40ZM46 236V234L44 235V237ZM51 236V235H50ZM65 236V235H64ZM117 236H119V237H121L120 235H116V237ZM155 236V240L157 241V239H158V237L156 236V235H154ZM160 236V235H159ZM13 237V235L11 236V238ZM29 237V236H28ZM27 237V238H28ZM66 237V236H65ZM89 237H91V236H89ZM115 237V238H116ZM119 237H117V238H119ZM123 237H126L127 238V236H125V235H123ZM130 237V238H131ZM141 237V236H140ZM144 237H145V235H144ZM143 237V235H142V237H141V239L142 238H144ZM147 237H149V235H147ZM152 235L150 236V242H151V244H152ZM156 237H157V239H156ZM179 237V236H178ZM182 237L183 236H181L180 238L182 239ZM210 237V236H209ZM212 237V236H211ZM244 237V236H243ZM9 238H10V236H9ZM20 238V237H19ZM27 238H26V241H27ZM34 238H36V237H34ZM53 238V237H52ZM64 238V237H63ZM70 237L68 236V239H69ZM77 238V237H76ZM116 238V239H117ZM122 238V237H121ZM133 238V237H132ZM170 238V237H169ZM174 238V237H173ZM172 238V239H173ZM246 238H247V236H246ZM16 240H17V238H15ZM15 239H13V244H11V245H13V246H15L14 245V243L16 242L17 243V241H14ZM24 239H25V237H24ZM31 239V238H30ZM28 240V243H26V249H27V246L30 244V242H31V244H32V240ZM42 239H44L43 237H42ZM41 239V237H40V240H42ZM54 239V238H53ZM57 239V238H56ZM60 239V238H59ZM58 239V240H59ZM111 239V240H110ZM115 239V240H116ZM134 239V238H133ZM136 239V238H135ZM134 239V240H135ZM148 239V238H147ZM154 239V238H153ZM178 239V238H177ZM180 239V240H181ZM187 239V238H186ZM202 239V238H201ZM204 239H206V238H204ZM239 239V238H238ZM249 239H250V237H249ZM253 239V238H252ZM259 239V238H258ZM52 240V239H51ZM57 240V241H58ZM97 240V239H96ZM118 241H120L121 239L119 238V239H117ZM116 240V241H117ZM122 240H124V238L122 239ZM160 240V239H159ZM162 240V239H161ZM184 240V239H183ZM8 241V240H7ZM22 241H24V240H22ZM22 241H18V242H21V246H23V244L25 243V241H24V243L22 242ZM55 240H53V242H54ZM63 241H66V240H63ZM68 241V240H67ZM74 241V240H73ZM90 241V240H89ZM88 241V242H89ZM114 241V240H113ZM112 241V242H113ZM117 241V242H118ZM140 241V240H139ZM138 241V242H139ZM146 241V240H145ZM144 241V242H145ZM163 241V240H162ZM202 241V240H201ZM249 241V240H248ZM256 241V240H255ZM6 242V241H5ZM11 242V241H10ZM9 242V243H10ZM37 242V241H36ZM41 242V241H40ZM40 242H38L39 244H40ZM42 242H44V241H42ZM52 242V241H51ZM51 242H50V245H51ZM86 242V241H85ZM87 242V243H88ZM98 242H100V241H98ZM141 242V241H140ZM139 242V244H141ZM251 242H253V241H251ZM0 243H2V242H0ZM4 243V242H3ZM15 243V244H16ZM33 243H34V241H33ZM60 244L62 243L61 241L59 242ZM93 243V242H92ZM97 243V242H96ZM96 243H93L94 244V246H95V244ZM143 243V242H142ZM158 243V242H157ZM171 243H172V241H171ZM202 243V242H201ZM46 244H47V242H46ZM53 244V243H52ZM57 244V243H56ZM73 244V243H72ZM93 244H92V246H93ZM168 244V243H167ZM167 244H165V245H167ZM3 245V244H2ZM19 245V244H18ZM64 245H65V243H64ZM70 246V244H66V247L67 246ZM77 245V244H76ZM90 245V244H89ZM88 245V246H89ZM100 245V244H99ZM98 245V246H99ZM110 245V246H109ZM116 245H118V243L116 244ZM122 245V244H121ZM248 245H250V244H248ZM1 246V245H0ZM4 246V245H3ZM5 246H8V245H6L5 244ZM10 246V245H9ZM8 246V247H9ZM13 246L11 247L12 249H14L13 248ZM16 246H17V244H16ZM15 246V247H16ZM20 246V245H19ZM18 246V247H19ZM20 246V247H21ZM32 246H33V244H32ZM31 246V247H32ZM38 245H36V247H37ZM41 246H43L42 244H41ZM45 246V245H44ZM42 247L41 249L42 250H44V251H47V250H45L44 248H46V249H48L47 248V246L46 247ZM53 246H55V244L54 245H52V247ZM58 246H59V244H58ZM82 246H83V244H82ZM93 246V247H94ZM103 246V245H102ZM102 246H100V247H102ZM119 246V245H118ZM117 246V247H118ZM136 246V245H135ZM139 246H141V245H139ZM143 246V245H142ZM148 246V245H147ZM146 246V247H147ZM153 246V245H152ZM155 246V245H154ZM153 246V247H154ZM239 246H240V244H239ZM17 247V248H18ZM24 247V246H23ZM40 247V246H39ZM39 247H37V248H35V249H33V250H31L32 252L34 251V250H36V251H38V248ZM56 247V246H55ZM55 247H54V249H55ZM61 247V246H60ZM65 247V248H66ZM74 247V246H73ZM77 247V246H76ZM76 247H75V249H76ZM91 247V246H90ZM105 247V246H104ZM249 247V246H248ZM1 249H3V247H0ZM4 248H6V247H4ZM11 248H9L10 249V251H11ZM28 248H30V247H28ZM50 248H51V246H50ZM50 248H49V252L50 253H52L51 252V250H50ZM70 248H71V246H70ZM86 248V247H85ZM84 248V249H85ZM89 248V247H88ZM140 248V247H139ZM144 248V247H143ZM150 248V247H149ZM173 248V247H172ZM177 248V247H176ZM7 250H8V248H6ZM22 249V248H21ZM40 249V250H41ZM67 249H69V248H66V250ZM90 249V248H89ZM91 249H93V251H94V248H91ZM90 249V250H91ZM118 249V248H117ZM151 249H153V248H151ZM184 249V248H183ZM187 249V248H186ZM5 250V249H4ZM6 250V251H7ZM19 250H20V248H19ZM19 250H17V251H19ZM41 250V251H42ZM63 251L62 249H59V251ZM70 250H72V251H74V249L73 248H71ZM113 250H115L114 249V247L113 248H111V251H113ZM146 250H148V248L146 249ZM241 250H242V248H241ZM246 250H248V249H246ZM26 251H28V250H25V252L22 250V252H24V253H27ZM76 251H78V248L76 249ZM76 251H74L75 252V254H77L76 253ZM83 251V250H82ZM81 251V252H82ZM92 251V250H91ZM91 251H89V252H91ZM92 251V252H93ZM117 250H115V252H116ZM120 251H121V249H120ZM144 251V250H143ZM243 251V250H242ZM4 252V251H3ZM22 252H19V253H22ZM39 252V251H38ZM69 252V251H68ZM74 252H72V253H74ZM97 252V251H96ZM106 247L105 248H101L98 252H97V254L96 255H98V256H96V258L97 257H99L98 259H96L95 257V259L98 261L100 258L101 259H104V257H105V255H106ZM108 252H109V250H108ZM114 252V251H113ZM115 252L114 253H112V255L114 254L115 255ZM118 252V251H117ZM151 252V251H150ZM149 252V253H150ZM188 252V251H187ZM9 253V252H8ZM13 253V252H12ZM14 253H15V251H14ZM18 252H16L15 254H17ZM18 253V254H19ZM45 253L46 252H44V255L42 256V253H41V257L40 256H35V257H39V259L42 261L43 260V262H47V260L48 259H46V257H44L45 256ZM60 253V252H59ZM66 253H67V251H66ZM65 253V254H66ZM111 253V252H110ZM146 253H147V251H146ZM149 253L147 254V255H149ZM190 252H188V254H189ZM200 253V252H199ZM198 253V254H199ZM49 254V253H48ZM47 254V256H48V258L50 259V257H49V255H51V254H49L48 255ZM91 254H93L94 255V253H91ZM91 254H87V256H91ZM116 254H120V253H116ZM129 254V253H128ZM131 254V253H130ZM145 254V253H144ZM143 254V255H144ZM1 255V259H2V256L4 255H2V253L0 254ZM7 255V254H6ZM23 255V253L21 254V256ZM28 255H32L31 253H30V250H29V254ZM35 255V254H34ZM38 255H40V253L38 254ZM57 255V254H56ZM67 255V254H66ZM79 255V254H78ZM108 255V254H107ZM106 255V257H108ZM114 255H113V259H114ZM142 255V256H143ZM206 255V254H205ZM8 256V255H7ZM10 256V255H9ZM17 257H18V255H16ZM26 256H27V254H26ZM26 256H24V257H26ZM52 256H54V254L52 255ZM74 256V255H73ZM90 256H89V259H90ZM116 256V255H115ZM118 256V255H117ZM120 256V255H119ZM119 256H118V258H119ZM126 256V255H125ZM131 256V255H130ZM145 256V255H144ZM150 256V255H149ZM149 256H147V257H149ZM164 256V255H163ZM192 253H190L187 257H188V262L190 263L191 262V258H192ZM202 256V255H201ZM204 256V255H203ZM5 257V256H4ZM20 257V256H19ZM19 257H18V259H19ZM23 256H22V260H21V262L23 263L25 260L23 259L24 258ZM33 257V256H32ZM69 257V256H68ZM67 257V258H68ZM76 257V256H75ZM80 257H81V254H80ZM79 257V258H80ZM105 257V258H106ZM111 257V256H110ZM121 257V256H120ZM128 257H129V255H128ZM162 257V256H161ZM206 257H207V255H206ZM244 257H246V256H244ZM9 258V257H8ZM14 258V257H13ZM21 258V257H20ZM30 258V257H29ZM52 258V262H53V258L54 257H51ZM60 258H61V256H60ZM59 258V259H60ZM63 258H65V257H63ZM71 258V257H70ZM72 258H74V257H72ZM71 258V259H72ZM76 258H78V257H76ZM82 259L81 260H83V257H81ZM122 258V257H121ZM131 258V257H130ZM151 258V257H150ZM198 258L200 259L201 257H199L198 256ZM247 258V257H246ZM11 261L13 260L12 259V257L11 258H9ZM37 259V258H36ZM57 259H58V257H57ZM56 258H54V260H57ZM69 259V258H68ZM71 259H70V261H71ZM100 259V260H101ZM116 259H117V257H116ZM125 258H123V260H124ZM145 259H146V257H145ZM9 260V261H10ZM15 260V259H14ZM13 260V261H14ZM24 260V261H23ZM38 260V259H37ZM40 260H39V263H36V264H40V263H43V262H40ZM61 260V259H60ZM80 260V261H81ZM86 260H88V259H86ZM105 260V259H104ZM119 260V259H118ZM135 260V259H134ZM247 260V259H246ZM0 261H2L3 262V260H0ZM5 261H7V258H5ZM5 261H4V263H5ZM10 261V262H11ZM13 261H12V263H13ZM27 261H28V259H27ZM32 261V260H31ZM35 261V260H34ZM33 261V262H34ZM49 261V260H48ZM65 261V260H64ZM69 261V262H70ZM91 262V260H88V262ZM109 261V260H108ZM116 261V260H115ZM120 261V260H119ZM117 262V263H120V262ZM125 261H126V259H125ZM128 261V260H127ZM146 261V260H145ZM158 261V260H157ZM170 261V260H169ZM9 262V264H11ZM20 262V263H21ZM32 262V263H33ZM38 262V261H37ZM56 262H58V261H56ZM62 262H63V260H62ZM72 262H73V259H72ZM83 262L84 263H86L85 262V260H83ZM87 262V263H88ZM100 262V261H99ZM99 262H98V264H99ZM101 262H103V260L101 261ZM100 262V263H101ZM110 262V264H113V263H111L112 261L110 260L109 261ZM4 263H2V264H4ZM18 263V262H17ZM20 263H18V264H20ZM28 263V262H27ZM31 263V264H32ZM77 263V262H76ZM81 263H82V261H81ZM81 263H79V264H81ZM83 263V264H84ZM105 263H106V260H105ZM140 263V262H139ZM145 263V262H144ZM161 263H162V261H161ZM246 263H247V261H246ZM1 264V263H0ZM5 264H8L7 262L5 263ZM16 264V263H15ZM24 264H25V262H24ZM30 264V263H29ZM35 264V263H34ZM50 264H52L51 263V261H50ZM54 264V263H53ZM56 264V263H55ZM58 264H65V263H59L58 262ZM71 264H73V263H71ZM102 264V263H101ZM104 264V263H103ZM109 264V263H108ZM114 264H116V263H114ZM126 264H128V262H126ZM141 264V263H140Z\"/></svg>",
	"mask_w": 264,
	"mask_h": 264
}]
</instances>
